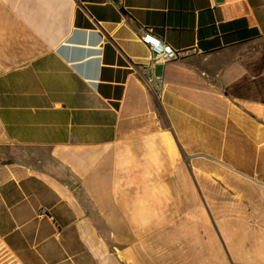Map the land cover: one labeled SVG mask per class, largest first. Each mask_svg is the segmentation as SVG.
Listing matches in <instances>:
<instances>
[{
    "label": "crops",
    "instance_id": "obj_1",
    "mask_svg": "<svg viewBox=\"0 0 264 264\" xmlns=\"http://www.w3.org/2000/svg\"><path fill=\"white\" fill-rule=\"evenodd\" d=\"M0 264H264V0H0Z\"/></svg>",
    "mask_w": 264,
    "mask_h": 264
},
{
    "label": "built area",
    "instance_id": "obj_2",
    "mask_svg": "<svg viewBox=\"0 0 264 264\" xmlns=\"http://www.w3.org/2000/svg\"><path fill=\"white\" fill-rule=\"evenodd\" d=\"M141 41L149 48L152 54L149 60L150 62L145 67L146 74H144L142 78L148 89L155 96L156 100L160 102L164 90V80L161 76L154 74L153 65L155 63L166 64L181 60L188 56L192 51L174 48L162 38L154 35L151 31H147L142 36Z\"/></svg>",
    "mask_w": 264,
    "mask_h": 264
}]
</instances>
